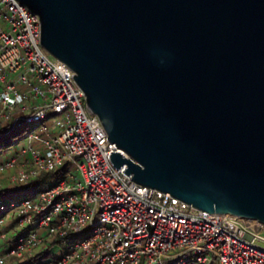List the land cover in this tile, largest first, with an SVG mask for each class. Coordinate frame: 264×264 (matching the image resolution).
I'll return each instance as SVG.
<instances>
[{
    "label": "water",
    "instance_id": "1",
    "mask_svg": "<svg viewBox=\"0 0 264 264\" xmlns=\"http://www.w3.org/2000/svg\"><path fill=\"white\" fill-rule=\"evenodd\" d=\"M19 1L117 170L264 236V0Z\"/></svg>",
    "mask_w": 264,
    "mask_h": 264
},
{
    "label": "built area",
    "instance_id": "2",
    "mask_svg": "<svg viewBox=\"0 0 264 264\" xmlns=\"http://www.w3.org/2000/svg\"><path fill=\"white\" fill-rule=\"evenodd\" d=\"M39 22L19 0H0V130L30 126L0 159V185L61 174L1 206L0 264L50 247L61 253L49 264H264V236L115 168V143L74 71L42 45Z\"/></svg>",
    "mask_w": 264,
    "mask_h": 264
},
{
    "label": "trees",
    "instance_id": "3",
    "mask_svg": "<svg viewBox=\"0 0 264 264\" xmlns=\"http://www.w3.org/2000/svg\"><path fill=\"white\" fill-rule=\"evenodd\" d=\"M20 129L16 128L8 132H4L3 129L0 130V152L7 150L12 144L11 136L20 134ZM5 141V142H4ZM61 174V170H54L53 172L43 173L40 177L35 180L29 181L22 184H13V185H0V216L3 215L4 210L1 208L4 205L6 208L9 207L11 201H20L21 199L28 197L42 189L44 186H41L46 181V178L52 174ZM41 186V187H40ZM9 226L5 227V230ZM9 242V240H8ZM8 244H0V250L6 251L4 247H7ZM53 247L43 248L41 251L37 252L34 256H31L20 263L14 264H49L51 259L58 257L57 252Z\"/></svg>",
    "mask_w": 264,
    "mask_h": 264
},
{
    "label": "rangeland",
    "instance_id": "4",
    "mask_svg": "<svg viewBox=\"0 0 264 264\" xmlns=\"http://www.w3.org/2000/svg\"><path fill=\"white\" fill-rule=\"evenodd\" d=\"M30 126L25 124L23 126L20 127V134H17V135H14V136H11V141H12V144L9 146V148L7 150H3L0 152V159H4L8 156V154L10 153V150L13 149L14 147L16 146H19V144H23L26 142V134H27V131L29 130ZM5 142V141H4ZM4 177H7V175L5 174ZM1 178V176H0ZM59 179V175L58 174H52V175H49L47 178H46V181L44 182V184H42L41 186H46V185H50V184H53L55 183L57 180ZM8 183H6L5 185H7ZM40 186V187H41ZM86 233H83L82 236H85ZM256 243L262 245L264 247V237L263 239H258L256 238ZM61 253V251L57 252V255H59ZM0 254L1 253V250H0ZM7 262L5 264H14L15 263V260L12 259V258H8L7 257Z\"/></svg>",
    "mask_w": 264,
    "mask_h": 264
}]
</instances>
